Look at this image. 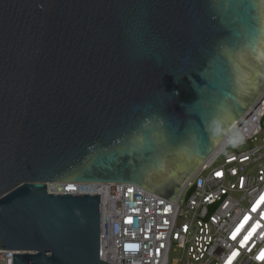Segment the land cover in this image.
Returning <instances> with one entry per match:
<instances>
[{
    "label": "water",
    "instance_id": "obj_1",
    "mask_svg": "<svg viewBox=\"0 0 264 264\" xmlns=\"http://www.w3.org/2000/svg\"><path fill=\"white\" fill-rule=\"evenodd\" d=\"M263 91L264 0H0V248L112 264L101 195L49 183L172 199Z\"/></svg>",
    "mask_w": 264,
    "mask_h": 264
},
{
    "label": "built area",
    "instance_id": "obj_2",
    "mask_svg": "<svg viewBox=\"0 0 264 264\" xmlns=\"http://www.w3.org/2000/svg\"><path fill=\"white\" fill-rule=\"evenodd\" d=\"M53 191L101 195L100 256L112 264H264V91L172 199L117 181ZM123 243L141 248L131 254ZM13 253L0 248V264H13Z\"/></svg>",
    "mask_w": 264,
    "mask_h": 264
},
{
    "label": "clouds",
    "instance_id": "obj_3",
    "mask_svg": "<svg viewBox=\"0 0 264 264\" xmlns=\"http://www.w3.org/2000/svg\"><path fill=\"white\" fill-rule=\"evenodd\" d=\"M128 246H135V247H128ZM141 248V245L138 243H123L122 250L127 251L131 254H136Z\"/></svg>",
    "mask_w": 264,
    "mask_h": 264
},
{
    "label": "rangeland",
    "instance_id": "obj_4",
    "mask_svg": "<svg viewBox=\"0 0 264 264\" xmlns=\"http://www.w3.org/2000/svg\"><path fill=\"white\" fill-rule=\"evenodd\" d=\"M246 146H247V143L246 142H242V143H239V144H235V145L230 146L229 147V150L230 151H233V150H241V149H244ZM52 183L53 182H50L49 183V186L50 187L54 186V184H52Z\"/></svg>",
    "mask_w": 264,
    "mask_h": 264
},
{
    "label": "snow or ice",
    "instance_id": "obj_5",
    "mask_svg": "<svg viewBox=\"0 0 264 264\" xmlns=\"http://www.w3.org/2000/svg\"><path fill=\"white\" fill-rule=\"evenodd\" d=\"M255 43V41H253ZM217 175H220V173H217ZM131 191V190H130ZM262 199H264V197H262ZM256 209L253 208V211H255ZM247 219V218H246ZM233 239H235V233L233 234ZM248 240V236H245L244 241L241 242V246L243 247L244 243ZM128 247H135V246H128ZM162 247V246H161ZM237 253L233 252V256H235ZM262 256H264V254H262ZM229 264H231V261L229 260Z\"/></svg>",
    "mask_w": 264,
    "mask_h": 264
},
{
    "label": "bare ground",
    "instance_id": "obj_6",
    "mask_svg": "<svg viewBox=\"0 0 264 264\" xmlns=\"http://www.w3.org/2000/svg\"><path fill=\"white\" fill-rule=\"evenodd\" d=\"M52 184H54V186H52V187H55L56 185L61 186V182H58V181L53 182ZM52 187H51V188H52Z\"/></svg>",
    "mask_w": 264,
    "mask_h": 264
}]
</instances>
